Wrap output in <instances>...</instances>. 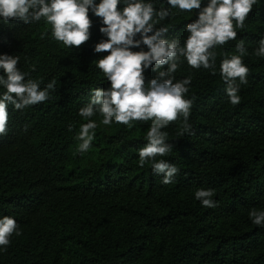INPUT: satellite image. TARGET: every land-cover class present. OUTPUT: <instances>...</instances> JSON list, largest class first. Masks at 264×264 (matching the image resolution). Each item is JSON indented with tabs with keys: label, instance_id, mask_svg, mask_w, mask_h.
<instances>
[{
	"label": "trees",
	"instance_id": "16d2710c",
	"mask_svg": "<svg viewBox=\"0 0 264 264\" xmlns=\"http://www.w3.org/2000/svg\"><path fill=\"white\" fill-rule=\"evenodd\" d=\"M151 2L157 10L168 7L166 0ZM171 11L156 26H167V39L182 44L196 10ZM89 16L91 36L79 48L56 41L43 19L26 25L0 18V55L19 56L18 69L42 90L56 81L47 101L23 110L8 106L7 134L0 136V218H13L20 235L0 250V264H264V226L248 216L251 209L264 210V58L253 54L264 37V0L253 5L236 40L210 50L215 75L179 58L173 76L191 75L185 98L195 99L187 132L182 117L162 129L173 148L156 159L179 169L168 185L150 161L139 166L151 121L97 127L89 150L77 151L80 125L100 117L82 118L79 109L92 89L109 87L95 67L108 54L94 53L105 37L99 18ZM240 40L248 83L232 105L219 65L237 54ZM144 75L147 84L157 72L150 67ZM91 150L96 158L82 164ZM199 188L214 190L218 206L202 207L194 196Z\"/></svg>",
	"mask_w": 264,
	"mask_h": 264
},
{
	"label": "clouds",
	"instance_id": "9594fccd",
	"mask_svg": "<svg viewBox=\"0 0 264 264\" xmlns=\"http://www.w3.org/2000/svg\"><path fill=\"white\" fill-rule=\"evenodd\" d=\"M166 3L168 7L157 10L151 0H99L98 3L96 0H0V18L5 24L18 20L26 25L43 19L51 26V36L69 48H79L89 41L93 26L89 13L99 18V33L105 39L95 44L94 53L108 54L96 60L95 67L109 87L92 89L89 103L79 109L78 115L87 119L98 113L102 117L100 123L105 126L151 121L147 143L138 150L139 166L150 161L152 171L162 175L161 182L168 185L173 183L179 169L164 159H156L166 156L173 148L166 143L168 133L162 129L182 117V131L187 132L195 99L185 98L191 75L182 80L173 76L180 67L179 58L191 69L203 68L215 75L216 54L210 50L237 39V29L245 27L257 0H207L206 3L166 0ZM171 9L182 13L196 10V19L184 28L188 35L182 44L178 38L167 39V26H156L173 16ZM235 52L219 65L225 93L232 105L240 103V86L248 83L249 74L242 59L247 54L243 40L236 44ZM253 54L264 58V37L259 39ZM19 59L15 55H0V70L4 73L0 76V86L4 89L0 95V136L7 134L9 105L23 110L47 101L50 91L55 90V80L43 90L38 82L26 80V74L17 67ZM165 65L166 70H160ZM150 67L157 75L146 84L144 73ZM97 127V122L90 119L80 125L76 137L80 141L79 153L89 150ZM213 195L214 190L204 188L194 194L201 206L209 209L218 206ZM248 216L254 225L264 226V210L251 209ZM13 234L20 235L16 221L11 217L0 218V250L7 249Z\"/></svg>",
	"mask_w": 264,
	"mask_h": 264
},
{
	"label": "rangeland",
	"instance_id": "374dc122",
	"mask_svg": "<svg viewBox=\"0 0 264 264\" xmlns=\"http://www.w3.org/2000/svg\"><path fill=\"white\" fill-rule=\"evenodd\" d=\"M101 120H102L101 116L96 120V122L98 124V128L104 129L106 131H109L113 127L122 126V125H119L116 123H112L111 125L105 126V125L100 123ZM95 158H96V154L93 150H91L90 152H88L86 154L85 158L83 159L82 164H88V163L92 162Z\"/></svg>",
	"mask_w": 264,
	"mask_h": 264
}]
</instances>
